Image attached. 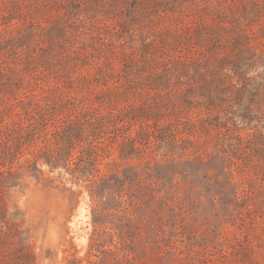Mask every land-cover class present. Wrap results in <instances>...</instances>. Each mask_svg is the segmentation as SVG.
<instances>
[{"label":"rangeland","instance_id":"1","mask_svg":"<svg viewBox=\"0 0 264 264\" xmlns=\"http://www.w3.org/2000/svg\"><path fill=\"white\" fill-rule=\"evenodd\" d=\"M0 264H264V0H0Z\"/></svg>","mask_w":264,"mask_h":264}]
</instances>
